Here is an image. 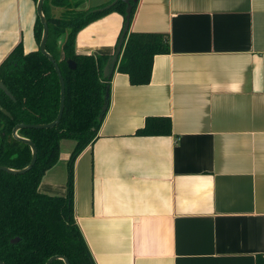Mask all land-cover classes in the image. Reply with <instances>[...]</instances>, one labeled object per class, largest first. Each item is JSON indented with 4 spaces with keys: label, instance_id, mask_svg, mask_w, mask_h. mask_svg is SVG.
I'll list each match as a JSON object with an SVG mask.
<instances>
[{
    "label": "crops",
    "instance_id": "crops-1",
    "mask_svg": "<svg viewBox=\"0 0 264 264\" xmlns=\"http://www.w3.org/2000/svg\"><path fill=\"white\" fill-rule=\"evenodd\" d=\"M134 3L128 31L166 33L168 52L145 85L114 65L97 138L72 161V214L92 262L264 264V0ZM34 7L0 0V61L19 41L35 49ZM121 22L115 12L85 25L74 52L111 55ZM150 116H167L170 134L135 135ZM62 142L39 180L49 195L65 190Z\"/></svg>",
    "mask_w": 264,
    "mask_h": 264
},
{
    "label": "trees",
    "instance_id": "trees-1",
    "mask_svg": "<svg viewBox=\"0 0 264 264\" xmlns=\"http://www.w3.org/2000/svg\"><path fill=\"white\" fill-rule=\"evenodd\" d=\"M33 5L35 0H31ZM112 1V0H111ZM110 1L97 7L80 9L77 0H43L42 14L47 24L44 51L53 57L63 84V106L60 119L51 128L23 126L15 135L29 140L36 153L29 169L10 173L0 169V261L2 264H44L51 256H63L68 264H94L72 214V161L97 138V129L108 106L104 98L109 78L101 76V67L109 54H77L75 34L108 13H117L122 22L125 4ZM131 3L128 23L134 10ZM58 9L54 15L53 12ZM53 11V12H52ZM32 38L35 49L23 52L21 42L14 45L0 61V82L12 96L0 90V167L23 169L30 160L26 143L10 135L18 124L38 125L54 120L58 109L59 86L50 62L39 53L37 45L41 24L34 16ZM63 36L58 44L57 37ZM116 44V42H115ZM115 46V45H114ZM168 35L157 32H135L127 29L115 63L117 72L126 75L130 85L149 81L151 61L168 51ZM73 67L66 66V60ZM108 94V89H107ZM169 118L150 116L135 135L170 134ZM60 140H72L65 161V190L49 195L38 190L39 180L51 168L59 154ZM260 259V258H259ZM50 264H63L55 259ZM259 260L257 258V263Z\"/></svg>",
    "mask_w": 264,
    "mask_h": 264
},
{
    "label": "water",
    "instance_id": "water-1",
    "mask_svg": "<svg viewBox=\"0 0 264 264\" xmlns=\"http://www.w3.org/2000/svg\"><path fill=\"white\" fill-rule=\"evenodd\" d=\"M42 1L43 0H35L34 2V9H35V15L37 16V19H38V22H40L41 24V32H40V36H39V42H38V45H37V49L39 51L40 54H42L44 57H46V59L50 62L53 70L55 71L56 73V76H57V81H58V86H59V94H58V102H59V105H58V109H57V112L54 116V120L49 122V123H46V124H38V125H26V124H18V125H15L11 128V131H10V135L15 138L16 140L20 141V142H24L28 145L29 147V151H31V156H30V160L29 162L27 163V165H25L23 167V169H20V170H13V169H9V168H3V167H0V169L4 170V171H8L10 173H23V171L27 170L30 168V166L32 165V163L34 162V159H35V149L32 145V143L25 139V138H19L17 135H15V132L16 130L22 128L23 126H26V127H31V128H35V129H38V128H43V129H46V128H51L53 127L57 122L58 120L60 119V114H61V110H62V106H63V84H62V78L60 76V72L56 66V63L54 62V59L53 57H51L49 54H47L45 51H44V44H45V41H46V34H47V24L44 20V17H43V14H42ZM114 1L116 0H112L108 3V5L104 6V8H107L109 7L110 5H113ZM124 4H125V7H124V15H123V23H122V27H121V30H120V33H119V37L116 41V44L113 48V53L105 60L104 64L102 65L101 67V76L103 78H109L111 73L113 72L114 70V65L116 63V59H117V56H118V51H119V47H120V44H121V41L123 39V34L124 32L126 31L127 29V25H128V16H129V12H130V9H131V3L135 2V0H121ZM58 38V37H57ZM66 66L69 67V68H72L73 67V62L68 59L66 60ZM107 87L105 88V91H104V98L107 97ZM0 90L4 93V95H6L9 99L12 100V96L10 95L8 89L6 87H4L1 82H0ZM55 259H60L61 262L63 264H68L66 259L61 256V255H58V256H51L49 258H47L45 261H44V264H50V262L52 260H55ZM0 264L1 261H0Z\"/></svg>",
    "mask_w": 264,
    "mask_h": 264
},
{
    "label": "rangeland",
    "instance_id": "rangeland-1",
    "mask_svg": "<svg viewBox=\"0 0 264 264\" xmlns=\"http://www.w3.org/2000/svg\"><path fill=\"white\" fill-rule=\"evenodd\" d=\"M52 12H53V11H52ZM57 12H58V9H55L54 12H53V14H54V13L56 14ZM55 14H54V15H55ZM60 37H62V36H60ZM60 41H61V40H59V42H60ZM63 141H65L66 143H70V142H72V140H63ZM65 142H62V143H65ZM72 144H73V142H72ZM63 148H64L63 146L60 147V150H62V152H64V149H63Z\"/></svg>",
    "mask_w": 264,
    "mask_h": 264
}]
</instances>
